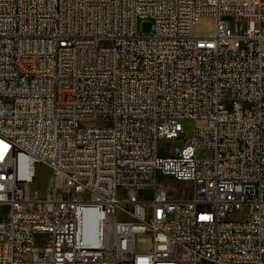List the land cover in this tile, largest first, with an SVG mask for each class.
<instances>
[{
    "label": "built area",
    "instance_id": "built-area-1",
    "mask_svg": "<svg viewBox=\"0 0 264 264\" xmlns=\"http://www.w3.org/2000/svg\"><path fill=\"white\" fill-rule=\"evenodd\" d=\"M0 141V264H264V0H0Z\"/></svg>",
    "mask_w": 264,
    "mask_h": 264
},
{
    "label": "rangeland",
    "instance_id": "rangeland-1",
    "mask_svg": "<svg viewBox=\"0 0 264 264\" xmlns=\"http://www.w3.org/2000/svg\"><path fill=\"white\" fill-rule=\"evenodd\" d=\"M152 20L146 19L140 23V30L145 34H149L152 31ZM183 133L182 137L174 142V146L182 147L185 141L191 138L195 133V122L192 119H185L182 123ZM170 143L162 142V145H168ZM171 149V148H170ZM167 151V150H166ZM169 153V151H167ZM205 153V152H203ZM54 180V175L49 166L44 163H39L36 166V176L34 182L30 185L32 190H38L43 196H47L51 186V182ZM158 180L169 190L171 196L177 199H189L194 192V184L192 181H179L170 176L159 175ZM153 192L151 190L141 191L140 196L149 199ZM9 211V206L0 205V219H4ZM244 213V210L237 212L235 217H238Z\"/></svg>",
    "mask_w": 264,
    "mask_h": 264
},
{
    "label": "bare ground",
    "instance_id": "bare-ground-1",
    "mask_svg": "<svg viewBox=\"0 0 264 264\" xmlns=\"http://www.w3.org/2000/svg\"><path fill=\"white\" fill-rule=\"evenodd\" d=\"M1 142V141H0ZM3 153H4V150H2L1 149V147H0V157L3 155ZM51 184H52V182H51ZM49 194V193H48Z\"/></svg>",
    "mask_w": 264,
    "mask_h": 264
}]
</instances>
